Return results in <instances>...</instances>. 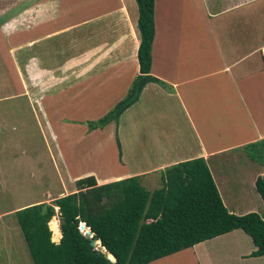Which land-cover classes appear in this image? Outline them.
<instances>
[{
  "label": "crops",
  "instance_id": "0c3cea01",
  "mask_svg": "<svg viewBox=\"0 0 264 264\" xmlns=\"http://www.w3.org/2000/svg\"><path fill=\"white\" fill-rule=\"evenodd\" d=\"M134 1L0 0V58L7 55L17 76L22 75L23 89L26 80H38L41 97L54 95L59 87L78 96L103 92L111 101L100 119L127 95L139 74ZM159 2L154 0L150 75L164 85L148 83L117 123L92 131L68 124L84 135L113 125L122 161L121 138L130 143L134 138V167L118 173L83 172L70 179L73 188L59 197L75 193L74 181L88 176L98 185L138 177L148 190L155 182L149 178L153 173L161 176L170 166L202 158L229 213L264 218L255 188L264 164L246 150L264 140V0H166L160 11ZM101 24L106 28L101 30ZM36 45L42 46L40 57L53 52V69L36 67L30 54ZM13 54H19L21 65ZM73 139L71 145L78 146L83 138ZM78 154L79 149L74 157ZM229 164L239 176L223 171ZM256 251L250 236L236 229L150 264H264V256H252Z\"/></svg>",
  "mask_w": 264,
  "mask_h": 264
},
{
  "label": "trees",
  "instance_id": "16d2710c",
  "mask_svg": "<svg viewBox=\"0 0 264 264\" xmlns=\"http://www.w3.org/2000/svg\"><path fill=\"white\" fill-rule=\"evenodd\" d=\"M135 2L139 74L112 110L86 122L90 131L117 123L148 83L164 85L150 75L154 0ZM262 60L264 65V56ZM115 143L121 157L117 137ZM246 150L254 161L264 164V140L249 144ZM160 178L161 188L149 191L138 177L98 185L94 176H88L75 182V193L55 198L52 204L18 209L16 222L32 264H150L236 229L243 230L257 247L252 256H264V218L257 213H229L204 159L170 166ZM255 188L264 204V177L256 179ZM55 216H59L60 231L50 224ZM81 224L91 230L92 238L80 232ZM91 241L100 242L110 259Z\"/></svg>",
  "mask_w": 264,
  "mask_h": 264
},
{
  "label": "rangeland",
  "instance_id": "374dc122",
  "mask_svg": "<svg viewBox=\"0 0 264 264\" xmlns=\"http://www.w3.org/2000/svg\"><path fill=\"white\" fill-rule=\"evenodd\" d=\"M164 1L166 0H160L159 11L165 5ZM105 28L106 25L101 24V30ZM47 44L53 49L57 48V45ZM41 48L42 46L36 45L30 51L31 56L37 59L36 67L53 69V52L40 57ZM13 55L12 59L20 64L19 54ZM19 75L22 77L20 73ZM18 76L12 62H8L7 55L1 57L0 264H32L16 222L15 212L18 209L33 203L52 204L62 193L71 191L73 185L70 179L81 176L83 172L118 173L125 167H134L136 162L134 138H130L133 143L121 138L125 160L119 159L113 125L92 135L81 134L80 129L68 126L76 124L87 128L86 122L98 119V115L111 101L107 100L109 97L103 92L78 96L75 92L59 87L54 95L46 93L41 97L42 89L38 86V80L32 82L38 86L37 89L28 82L30 79L26 80L27 88L23 89ZM23 76L26 74L23 73ZM95 102L97 104L93 105ZM76 120L80 122H74ZM73 137L83 138L80 145L77 146L74 142L71 145V141H75ZM78 149L80 154L74 157ZM131 151L133 156H128ZM227 155L232 156L231 153ZM227 160L231 162L229 157ZM140 166L139 164L138 167ZM223 171L231 176L240 175L237 167L231 164ZM149 178L155 181L152 186H146L149 191L155 187L161 188L160 174L155 172ZM79 179L81 178L74 183ZM59 222V216H55L50 224L60 231ZM53 242L58 243L54 239Z\"/></svg>",
  "mask_w": 264,
  "mask_h": 264
},
{
  "label": "water",
  "instance_id": "95a60500",
  "mask_svg": "<svg viewBox=\"0 0 264 264\" xmlns=\"http://www.w3.org/2000/svg\"><path fill=\"white\" fill-rule=\"evenodd\" d=\"M80 232H82L86 237L88 238H92L93 237V233L91 232V230L89 228H87L85 226V224H81L79 227ZM91 246H94L98 249H101L107 256V258H109V254L106 253V250L104 248H101L100 246V242L98 241H91ZM112 257V256H111ZM110 259V258H109ZM114 261V260H113Z\"/></svg>",
  "mask_w": 264,
  "mask_h": 264
},
{
  "label": "bare ground",
  "instance_id": "6f19581e",
  "mask_svg": "<svg viewBox=\"0 0 264 264\" xmlns=\"http://www.w3.org/2000/svg\"><path fill=\"white\" fill-rule=\"evenodd\" d=\"M57 210V208H55ZM109 258H110V255H109Z\"/></svg>",
  "mask_w": 264,
  "mask_h": 264
}]
</instances>
